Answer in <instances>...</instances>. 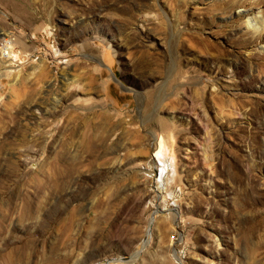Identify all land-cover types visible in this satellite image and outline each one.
<instances>
[{"label": "rangeland", "instance_id": "rangeland-1", "mask_svg": "<svg viewBox=\"0 0 264 264\" xmlns=\"http://www.w3.org/2000/svg\"><path fill=\"white\" fill-rule=\"evenodd\" d=\"M260 16L0 0V264H264Z\"/></svg>", "mask_w": 264, "mask_h": 264}, {"label": "bare ground", "instance_id": "bare-ground-1", "mask_svg": "<svg viewBox=\"0 0 264 264\" xmlns=\"http://www.w3.org/2000/svg\"><path fill=\"white\" fill-rule=\"evenodd\" d=\"M249 28H252L256 31L258 30H264V19H262V16H260L259 18L258 17H255L252 19H249L248 20V26ZM164 141L161 140L160 141V144H159V149L158 151L155 153V155L152 156V159L153 160H156L157 161V158H159L163 164H162V171L159 175H160V178L159 176H155L156 177V182H157V189L160 188L161 186V177L164 175V173H169V168H168V165H166V162H165V156H164ZM158 177V179H157ZM163 182V181H162Z\"/></svg>", "mask_w": 264, "mask_h": 264}, {"label": "built area", "instance_id": "built-area-1", "mask_svg": "<svg viewBox=\"0 0 264 264\" xmlns=\"http://www.w3.org/2000/svg\"><path fill=\"white\" fill-rule=\"evenodd\" d=\"M11 42H8V41H6V44L4 45V49L6 50V54H10V52H8L11 48H10V46H11Z\"/></svg>", "mask_w": 264, "mask_h": 264}]
</instances>
